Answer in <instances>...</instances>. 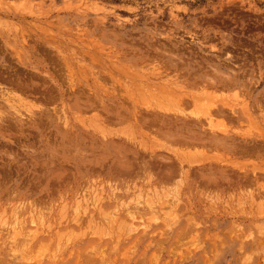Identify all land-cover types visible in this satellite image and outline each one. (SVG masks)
<instances>
[{
    "label": "rangeland",
    "instance_id": "obj_1",
    "mask_svg": "<svg viewBox=\"0 0 264 264\" xmlns=\"http://www.w3.org/2000/svg\"><path fill=\"white\" fill-rule=\"evenodd\" d=\"M206 92L235 120L176 105ZM155 112L237 150L133 125ZM254 144L264 0H0V264H264Z\"/></svg>",
    "mask_w": 264,
    "mask_h": 264
},
{
    "label": "bare ground",
    "instance_id": "obj_2",
    "mask_svg": "<svg viewBox=\"0 0 264 264\" xmlns=\"http://www.w3.org/2000/svg\"><path fill=\"white\" fill-rule=\"evenodd\" d=\"M194 76V77H193ZM191 76V80H192V85H195V87H197L196 85H198V80L197 77L195 75ZM212 80V79H211ZM176 81V80H175ZM213 81V80H212ZM211 81V82H212ZM223 82V81H222ZM228 83V82H226ZM230 83V82H229ZM217 82H212V83H207L208 87L212 88V89H219L217 88ZM227 85V84H226ZM206 86V85H205ZM203 87L206 88V87ZM224 86V85H223ZM167 87V86H166ZM194 87V86H193ZM207 87V89H208ZM170 88V87H169ZM176 88V86H175ZM165 89V88H164ZM163 89V90H164ZM206 89V90H207ZM169 91V89H167ZM175 90V89H174ZM202 90V88H201ZM122 91V90H121ZM155 91V90H154ZM200 91V90H199ZM164 92V91H163ZM170 92V91H169ZM168 92V93H169ZM172 92V91H171ZM203 92V90H202ZM216 92V91H215ZM214 92V93H215ZM162 93V92H161ZM166 93V94H168ZM212 94V91H211ZM216 94V93H215ZM149 95V94H148ZM210 92H206V93H200L199 96H191V95H187L184 93V96L181 95L180 97H178V99L175 100L176 105L179 103V105H185L188 104L189 102H191V106L194 104L196 107L198 108H205V114L207 115L208 118V123L210 126H212L213 128L216 125H212V116L214 118H216V116H222L223 118L229 117L232 121L235 120L236 117H230L228 116L229 113H231V111L229 113L226 112V110H224L222 107H220L218 104H216V100L213 99V97L211 98ZM162 96V95H161ZM170 96V95H169ZM177 98V97H176ZM222 101V100H221ZM219 102V100H218ZM217 102V103H218ZM223 104V103H222ZM224 105V104H223ZM222 105V106H223ZM226 106V105H225ZM228 107V105H227ZM231 108V107H230ZM228 109V108H227ZM232 110V108H231ZM133 112V111H132ZM136 112V111H135ZM185 112V111H184ZM197 112V111H196ZM203 113V112H202ZM201 113V114H202ZM138 114V113H137ZM196 114V113H195ZM151 115L153 116V119L150 121H146L145 119L140 120V121H134L133 125L135 127H137L138 129H141L142 127H146L147 129L151 130L152 132H154V135L156 137H161L164 138L165 141L173 143V144H178V145H184V146H190L191 148H194L196 145L197 146H205V144H208L207 146H211L212 144L217 145V144H223L222 146H226L227 149L235 152L237 150V147L235 146V142L232 141L228 142L225 139L219 138L217 136L216 133H212L207 135L202 136V131L201 133L197 132L195 133V130H197L198 128H201V126H203L205 123H202V121H200L199 119H192L191 117H185V118H173L174 120L168 119L165 114H160V113H151ZM173 115V113H172ZM236 115V114H235ZM132 116V115H131ZM192 116V115H191ZM204 116V115H203ZM234 116V115H233ZM184 117V116H183ZM197 117V116H196ZM199 117L202 118V115H200ZM205 117V116H204ZM203 117V119H204ZM206 118V117H205ZM124 118L121 119V121H123ZM205 121V120H204ZM216 121V120H215ZM179 122V123H178ZM210 122H212L210 124ZM225 122V121H224ZM207 125V124H205ZM173 128V130H171V127ZM208 126V125H207ZM221 126V125H220ZM218 126V127H220ZM211 127V128H212ZM210 128V127H209ZM208 128V129H209ZM221 128V127H220ZM222 130V128L220 129ZM217 131V130H216ZM131 132V131H130ZM184 132H186L187 134L185 135ZM204 132V131H203ZM222 132V131H221ZM225 132V131H224ZM189 134L191 136H189ZM217 147V146H216ZM154 148V147H153ZM189 148V147H188ZM198 150V149H197ZM242 153H245L246 150L240 149ZM250 151V150H249ZM192 152V151H191ZM197 152V151H196ZM264 153V146L259 147L257 144H254V154H263ZM196 153H187L186 156L189 157H194ZM139 156V155H138ZM142 157V156H141ZM189 157H187L188 159H190ZM143 158V157H142ZM185 158V157H184ZM184 158L182 159V161H184ZM187 158H185V162L187 161L189 164L192 163L193 161H189L187 160ZM195 158V157H194ZM192 160V159H191ZM180 160V163L182 162ZM197 161V160H196ZM198 162V161H197ZM201 162V161H200ZM194 163V162H193ZM192 163V164H193ZM196 163V162H195ZM145 164V163H144ZM188 164V165H189ZM199 164V163H198ZM146 167H151L152 163L151 162H147L146 161ZM186 165V164H185ZM191 165V164H190ZM141 168V166H140ZM143 168V167H142ZM134 169V168H133ZM157 170L158 172L156 173L157 178L159 179L158 182H165L167 180H170V178L172 177V175L175 173L174 169L172 168V162H168L167 164H158L157 166ZM187 170V169H186ZM127 171V170H126ZM126 171L123 170V173H125ZM182 171V170H181ZM211 171V170H210ZM135 172V171H134ZM188 172V170H187ZM213 173V172H211ZM260 173V172H259ZM182 174V173H181ZM188 174V173H187ZM115 176V175H114ZM113 176V177H114ZM133 177V176H132ZM174 177V176H173ZM247 177V176H245ZM157 179V180H158ZM122 180V179H121ZM127 181V180H126ZM125 182V181H124ZM169 182V181H168ZM210 182V181H209ZM234 182V180H233ZM242 182V181H241ZM212 184V182H210ZM124 184V183H123ZM128 184V183H127ZM126 184V186H127ZM219 185V183H218ZM121 186V185H120ZM129 187V186H128ZM125 188V187H124ZM123 188V189H124ZM131 189V188H129ZM126 191V188H125ZM120 195V196H119ZM119 197H122V194H118ZM166 204V203H165ZM164 204V206H165ZM154 205V204H153ZM159 205V204H158ZM136 207V206H135ZM131 212V211H130ZM129 212V213H130ZM173 212V211H172ZM132 214V212L130 213ZM127 215V214H126ZM131 216V215H129ZM134 218V217H133ZM78 220V219H77ZM76 220V221H77ZM88 220V219H87Z\"/></svg>",
    "mask_w": 264,
    "mask_h": 264
}]
</instances>
